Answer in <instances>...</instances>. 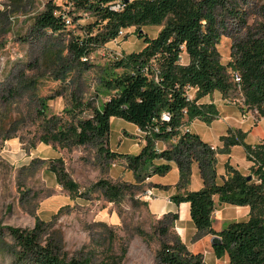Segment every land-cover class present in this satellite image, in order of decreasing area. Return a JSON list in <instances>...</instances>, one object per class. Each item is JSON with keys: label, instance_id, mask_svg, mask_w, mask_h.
<instances>
[{"label": "trees", "instance_id": "trees-1", "mask_svg": "<svg viewBox=\"0 0 264 264\" xmlns=\"http://www.w3.org/2000/svg\"><path fill=\"white\" fill-rule=\"evenodd\" d=\"M239 1L67 0L66 9L49 3L35 18L34 28L69 37L67 55L58 57L64 61L60 73L67 74L75 67L90 68L89 57L131 27L144 44L137 51L112 57L101 76L100 90L107 96L98 105L83 100L74 90L67 116L48 117L46 103L38 112L43 119L42 141L62 147L96 145L105 158L118 156L103 143L110 137L111 119L118 117L134 124L145 136L139 152L126 154L135 177L164 176L175 163L180 176L178 191L171 200L177 205L190 203L194 240L217 235L222 240L213 245L218 258L228 254L229 264H264V142L248 144L241 132L223 136L227 147L243 144L252 165L245 175L227 164L226 175L218 182L216 151L191 128L183 130L196 119L211 123L219 117L218 107L203 101L215 92L227 97L239 90L247 104L264 109V23L257 34H249L232 46L228 63L222 61L218 49L226 18L245 22L239 13ZM118 2L121 8H113ZM80 12L89 14L93 21L77 34L69 26L72 16L74 22ZM262 13L264 16V6ZM148 25L162 26L156 37L144 30ZM235 73L241 77L239 84L233 79ZM194 163L200 169L203 186L189 190ZM48 168L73 195L84 197L100 189L110 201L119 202L124 197L123 185L107 179L81 191L62 159L50 161ZM218 202L248 206V217L217 230L213 214ZM179 218L178 212H169L155 227L161 233L157 264H206L204 254L191 251L177 233ZM45 225L41 220L32 229L3 227L0 223V231L6 230L13 241V253L20 264H96L94 255L83 251L69 258L61 236L46 237ZM138 233L148 236L142 229ZM125 255L126 250L108 264H120Z\"/></svg>", "mask_w": 264, "mask_h": 264}, {"label": "rangeland", "instance_id": "rangeland-1", "mask_svg": "<svg viewBox=\"0 0 264 264\" xmlns=\"http://www.w3.org/2000/svg\"><path fill=\"white\" fill-rule=\"evenodd\" d=\"M66 2L0 0V223L3 227L32 229L41 220L46 224V237L61 236L69 258L83 251L94 255L96 264H108L110 259L122 256L126 250L120 264H157L161 233L155 227L170 211L156 212L154 203L167 202L178 191L177 165L173 163L171 171L164 176L137 179L127 165L126 154L139 152L145 136L134 124L118 117L111 119L110 137L103 142L109 150L118 153L115 158L103 157L96 145L62 147L41 139L43 119L38 111L43 109L44 103L48 117L67 116L71 92L77 90L83 100L98 105L107 96L100 90L101 76L112 57L137 51L144 44L131 27L116 40L97 49L89 57L90 68L75 67L67 74L60 73L64 61L58 57L67 55L69 37L36 31L34 22L49 3L66 9ZM263 6L264 0H240L239 13L245 22L226 18V30L218 45L224 63L231 60L235 43L258 33L264 23ZM75 15L79 18L74 22L73 16L70 18L69 29L79 34L81 27L93 18L87 13ZM161 28L148 25L144 30L156 37ZM191 94L193 97L195 91ZM203 101L213 102L219 109V117L211 123L196 119L183 130L191 128L216 151L218 182L226 175L227 164L248 175L252 162L243 144L227 147L222 137L241 132L245 134L246 143H263L264 109L247 104L239 90L227 97L215 92ZM59 159L63 160L65 169L80 185L81 191H87L100 179H107L123 185L124 197L113 202L100 189L84 197L71 194L48 168L50 161ZM192 167L190 190L203 184L198 164ZM148 191L153 194L148 195ZM221 211L218 202L214 221L219 218L228 223L235 219L234 210L218 214ZM138 229L148 236H141ZM205 262L212 264L209 256ZM0 264H20L6 230L0 231Z\"/></svg>", "mask_w": 264, "mask_h": 264}, {"label": "crops", "instance_id": "crops-1", "mask_svg": "<svg viewBox=\"0 0 264 264\" xmlns=\"http://www.w3.org/2000/svg\"><path fill=\"white\" fill-rule=\"evenodd\" d=\"M202 186L203 184H200L199 186L195 187L192 190L200 189ZM158 200H161V199H158ZM220 205L222 206V211L219 212L218 214H222L224 211H229V210L230 212L231 211L233 212L234 210L233 214L235 215L234 216L235 219L228 220L229 222L234 221V220L246 219L250 211L248 206H233V205L224 204V203H220ZM154 210L159 213H166L169 211L178 212L180 218L176 224L177 231L181 239L188 245L189 249L195 253H203L204 258H207L209 256L210 259L212 260V264H220V262H223V264H229L230 259H229L228 254H225V256L222 258H218L216 256L214 249H213V244H212V238L214 235H207V236L202 237L199 240H194L196 229H195L194 223L192 221L191 213H190V203L183 202L180 205H177L171 199L167 202H164L163 200H161V203H156V204L154 203ZM213 223H214V227L217 230H221L225 225L228 224L227 220L220 221L219 218L215 219V221L213 220Z\"/></svg>", "mask_w": 264, "mask_h": 264}, {"label": "built area", "instance_id": "built-area-1", "mask_svg": "<svg viewBox=\"0 0 264 264\" xmlns=\"http://www.w3.org/2000/svg\"><path fill=\"white\" fill-rule=\"evenodd\" d=\"M129 1H131V0H129ZM113 8H115V9H119V8H121V4L118 2V3H116V4L113 6ZM121 34H123V31L120 32V35H121ZM234 80H235V82L238 83V84L241 82V77H240V75H239L238 73H235V74H234ZM164 116H165L166 118H168V114H165ZM147 194L151 196L153 193H152V191H148Z\"/></svg>", "mask_w": 264, "mask_h": 264}, {"label": "water", "instance_id": "water-1", "mask_svg": "<svg viewBox=\"0 0 264 264\" xmlns=\"http://www.w3.org/2000/svg\"><path fill=\"white\" fill-rule=\"evenodd\" d=\"M248 178L250 179L251 176H248ZM222 242L221 240V237L217 236V235H214L213 238H212V244L215 245V244H220Z\"/></svg>", "mask_w": 264, "mask_h": 264}]
</instances>
